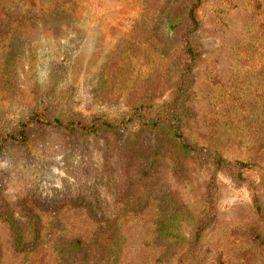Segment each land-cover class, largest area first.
<instances>
[{"label": "rangeland", "instance_id": "1", "mask_svg": "<svg viewBox=\"0 0 264 264\" xmlns=\"http://www.w3.org/2000/svg\"><path fill=\"white\" fill-rule=\"evenodd\" d=\"M195 1L0 0V135L37 113L118 122L170 105L190 40L189 136L264 163V0H204L192 31ZM255 196L264 172L235 179L163 127L35 126L0 151V264H264Z\"/></svg>", "mask_w": 264, "mask_h": 264}, {"label": "trees", "instance_id": "2", "mask_svg": "<svg viewBox=\"0 0 264 264\" xmlns=\"http://www.w3.org/2000/svg\"><path fill=\"white\" fill-rule=\"evenodd\" d=\"M204 0H196L189 12V18L192 24V31H196L199 27L197 12ZM185 54L187 55V63L184 67L179 87L177 99L170 105L154 108L153 106H139L123 120L112 122L102 117H94L92 119H69L62 120L59 118H48L42 113L34 114L28 121L22 123L19 130L12 134L0 135V151L5 144L9 143H25L28 140L29 130L32 127H56L66 132L81 134L97 133L102 130H121L129 124H138L142 127L160 128L163 127L169 132V136L173 139L183 151L188 154L194 153L198 157L211 161L218 168L228 172L235 179L240 181L252 179L255 175L264 172V163H256L251 160L230 159L219 151H213L209 147L202 145L189 136L182 104L186 95L187 87L191 81L192 72L198 58L197 48L190 40L186 41ZM215 194L207 203L205 217L199 224L194 233L195 242L200 237L202 231L207 228L214 219L215 214ZM253 208L257 215L264 221V206L255 196L253 200ZM166 226H162V232H167ZM254 241L264 246V238L260 234L254 236ZM16 249L22 247V239L19 237L15 242ZM186 263V262H185Z\"/></svg>", "mask_w": 264, "mask_h": 264}]
</instances>
